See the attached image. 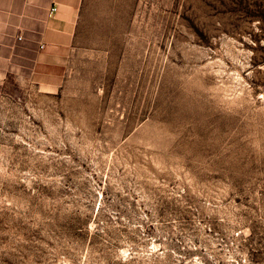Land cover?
<instances>
[{"label": "rangeland", "instance_id": "rangeland-1", "mask_svg": "<svg viewBox=\"0 0 264 264\" xmlns=\"http://www.w3.org/2000/svg\"><path fill=\"white\" fill-rule=\"evenodd\" d=\"M25 66L0 264H264V0H87L61 76Z\"/></svg>", "mask_w": 264, "mask_h": 264}, {"label": "crops", "instance_id": "crops-1", "mask_svg": "<svg viewBox=\"0 0 264 264\" xmlns=\"http://www.w3.org/2000/svg\"><path fill=\"white\" fill-rule=\"evenodd\" d=\"M86 1L0 0V78L27 63L36 79L60 77L77 46Z\"/></svg>", "mask_w": 264, "mask_h": 264}, {"label": "built area", "instance_id": "built-area-1", "mask_svg": "<svg viewBox=\"0 0 264 264\" xmlns=\"http://www.w3.org/2000/svg\"><path fill=\"white\" fill-rule=\"evenodd\" d=\"M57 9H58L57 7L53 8V9H52V10H53L52 12H55Z\"/></svg>", "mask_w": 264, "mask_h": 264}]
</instances>
